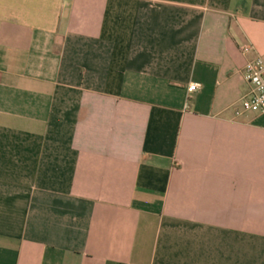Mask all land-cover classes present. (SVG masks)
<instances>
[{"label":"crops","instance_id":"1","mask_svg":"<svg viewBox=\"0 0 264 264\" xmlns=\"http://www.w3.org/2000/svg\"><path fill=\"white\" fill-rule=\"evenodd\" d=\"M257 55L264 0H0V264H264Z\"/></svg>","mask_w":264,"mask_h":264},{"label":"built area","instance_id":"2","mask_svg":"<svg viewBox=\"0 0 264 264\" xmlns=\"http://www.w3.org/2000/svg\"><path fill=\"white\" fill-rule=\"evenodd\" d=\"M251 50V48H246L242 52L247 54ZM242 73L252 89L246 97L240 99V108L235 111V115L240 116L243 113L264 115V57L257 55L248 61ZM197 89L198 85L191 84L188 86L187 92L194 93Z\"/></svg>","mask_w":264,"mask_h":264}]
</instances>
